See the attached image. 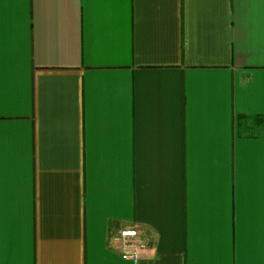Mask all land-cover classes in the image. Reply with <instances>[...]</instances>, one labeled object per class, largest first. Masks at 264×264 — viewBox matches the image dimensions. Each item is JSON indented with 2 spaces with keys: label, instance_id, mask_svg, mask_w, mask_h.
Instances as JSON below:
<instances>
[{
  "label": "crops",
  "instance_id": "0c3cea01",
  "mask_svg": "<svg viewBox=\"0 0 264 264\" xmlns=\"http://www.w3.org/2000/svg\"><path fill=\"white\" fill-rule=\"evenodd\" d=\"M0 264H264V0H0Z\"/></svg>",
  "mask_w": 264,
  "mask_h": 264
},
{
  "label": "built area",
  "instance_id": "2783aa9c",
  "mask_svg": "<svg viewBox=\"0 0 264 264\" xmlns=\"http://www.w3.org/2000/svg\"><path fill=\"white\" fill-rule=\"evenodd\" d=\"M136 235V230L134 228H124L120 229L115 236V240L117 245L121 246L124 251H122V255L130 258H134L136 253L135 250L138 246V243L134 241L133 237ZM131 247L133 251L129 252L126 248Z\"/></svg>",
  "mask_w": 264,
  "mask_h": 264
}]
</instances>
